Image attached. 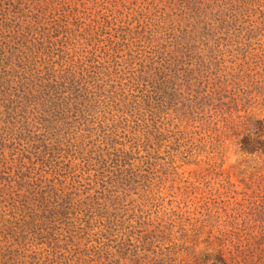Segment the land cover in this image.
<instances>
[{"label": "rangeland", "instance_id": "obj_1", "mask_svg": "<svg viewBox=\"0 0 264 264\" xmlns=\"http://www.w3.org/2000/svg\"><path fill=\"white\" fill-rule=\"evenodd\" d=\"M263 149L262 13L0 0V264H264Z\"/></svg>", "mask_w": 264, "mask_h": 264}, {"label": "trees", "instance_id": "obj_2", "mask_svg": "<svg viewBox=\"0 0 264 264\" xmlns=\"http://www.w3.org/2000/svg\"><path fill=\"white\" fill-rule=\"evenodd\" d=\"M185 2L197 7L200 6L202 0H185ZM223 2L230 4L231 10L236 15H251L255 12H258V14L260 12L264 19V10L261 9L262 5H257L256 2L252 0H223ZM247 147H251L248 149H254V146H249L248 142Z\"/></svg>", "mask_w": 264, "mask_h": 264}]
</instances>
